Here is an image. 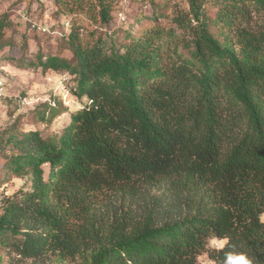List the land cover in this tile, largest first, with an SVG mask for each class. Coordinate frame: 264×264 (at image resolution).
<instances>
[{
  "label": "trees",
  "instance_id": "trees-1",
  "mask_svg": "<svg viewBox=\"0 0 264 264\" xmlns=\"http://www.w3.org/2000/svg\"><path fill=\"white\" fill-rule=\"evenodd\" d=\"M184 1L55 0L68 55L38 64L71 75L79 104L57 133L5 140L1 174L30 188L0 214L1 248L74 255L93 238L85 264H264V0ZM123 2L151 7L140 33L118 25ZM148 187L163 192L145 214L97 223L96 194Z\"/></svg>",
  "mask_w": 264,
  "mask_h": 264
},
{
  "label": "rangeland",
  "instance_id": "rangeland-1",
  "mask_svg": "<svg viewBox=\"0 0 264 264\" xmlns=\"http://www.w3.org/2000/svg\"><path fill=\"white\" fill-rule=\"evenodd\" d=\"M168 1L171 13L174 9L186 8L184 0ZM3 3L10 5L9 10L3 13L10 23L5 28V37L10 44L2 50L10 57L5 61L0 57V79L4 82L5 90V96L0 98V162L13 151L11 145L4 144L9 135L35 130L43 137L57 133L79 104L69 92L74 84L71 75L63 70L43 69L38 64V59L44 61L49 53L68 55L64 38L59 34L63 30L64 19L57 15L55 0H2L0 8ZM121 6L118 25L127 26L130 21L140 18L137 29L140 33L147 26L142 17L150 14L151 7L128 2H123ZM12 15L16 19H11ZM28 19L46 25L51 33L42 34L30 29ZM29 188L27 178L14 175L4 177L0 172V214L15 196ZM162 192L157 187L144 188L139 197L130 201L112 191L98 193L94 199V217L98 224H104L125 209L134 210L137 216L143 215ZM161 218L158 216V220ZM92 240L89 239L74 255L65 249L50 248L33 258L22 256L8 247H0V264H85L90 253L88 248L93 245ZM200 257H203L201 264H207L210 260L206 253Z\"/></svg>",
  "mask_w": 264,
  "mask_h": 264
},
{
  "label": "clouds",
  "instance_id": "clouds-1",
  "mask_svg": "<svg viewBox=\"0 0 264 264\" xmlns=\"http://www.w3.org/2000/svg\"><path fill=\"white\" fill-rule=\"evenodd\" d=\"M0 2H2V0H0ZM9 3H3V7L0 8V14L6 13L9 10ZM22 11H21V15H22ZM11 19H16L15 15L11 16ZM47 97H45L46 99ZM261 220L264 221V215L261 216ZM212 246H214V248L217 251H221L223 252L225 249L229 248V244H230V240L228 238H213V240L211 241ZM230 254H226V256L229 257ZM203 257H197V261L202 260ZM207 264H214L213 261L209 260L207 262ZM236 264H251L250 261L246 260L245 257L243 256V254L238 255L237 260H236Z\"/></svg>",
  "mask_w": 264,
  "mask_h": 264
},
{
  "label": "built area",
  "instance_id": "built-area-1",
  "mask_svg": "<svg viewBox=\"0 0 264 264\" xmlns=\"http://www.w3.org/2000/svg\"><path fill=\"white\" fill-rule=\"evenodd\" d=\"M27 19V17H25ZM30 29H35L42 34L51 33L50 29L46 25L37 24L36 22H32L28 19ZM69 28V23L64 22V29L67 30ZM5 96L4 90V82L0 79V98Z\"/></svg>",
  "mask_w": 264,
  "mask_h": 264
}]
</instances>
